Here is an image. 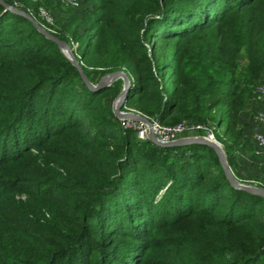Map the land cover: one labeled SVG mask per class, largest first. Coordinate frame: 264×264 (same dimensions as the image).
I'll return each instance as SVG.
<instances>
[{"label": "trees", "instance_id": "1", "mask_svg": "<svg viewBox=\"0 0 264 264\" xmlns=\"http://www.w3.org/2000/svg\"><path fill=\"white\" fill-rule=\"evenodd\" d=\"M4 1L40 24V3L62 4ZM81 2L55 36L77 43L89 80L122 70L123 107L223 126L232 168L250 96L237 59L264 79V0ZM119 89L91 91L0 3V264H264V197L234 188L209 146L161 147L118 126L107 99Z\"/></svg>", "mask_w": 264, "mask_h": 264}, {"label": "water", "instance_id": "2", "mask_svg": "<svg viewBox=\"0 0 264 264\" xmlns=\"http://www.w3.org/2000/svg\"><path fill=\"white\" fill-rule=\"evenodd\" d=\"M0 3L2 5H4L9 11H11L15 14L21 15V16L25 17L26 19H28L32 23V25L36 28V30L38 32H40L43 36H45L50 41L54 42L57 45V47L59 48V50L61 51V53L75 67V69L77 70L79 77L81 78L82 82L91 91H96V90L108 87L113 83V79L115 77L118 79L120 78L122 80V84H121L122 89L117 96V98H119L117 104L114 105V102H113V105H112V111H113L114 115L117 118L142 119V120L146 121L148 124H150V121L146 117H144L140 114L121 112V109L123 108V105L126 102L127 90L129 88V85H130V79L126 75L125 72L118 70V71H113L110 73L103 74L100 77L98 82L93 83V81L89 80L87 75L83 72L79 62L75 58L73 50L64 40H61L57 36L53 35L49 31H47L37 20H35V18L30 13H28L22 9H19L15 6H12V5L6 3L4 0H0ZM147 139L152 144H155V145L161 146V147H181V146H187V145H191V144H202V145L209 146L216 153V155L219 159L221 168H222L227 180L229 181V183L234 188L245 191V192L250 193V194L259 195L261 197H264V187L254 186L251 184L241 182L233 175V172L231 171V168L229 166V163L227 160V155H226V152L223 148V145L220 142H218L216 139L212 140V139H209L205 136L197 135V136L182 137V138L176 139L174 141H169V142H161L155 138V136L151 130H149V133L147 135ZM262 222L264 225V215L262 217Z\"/></svg>", "mask_w": 264, "mask_h": 264}, {"label": "built area", "instance_id": "3", "mask_svg": "<svg viewBox=\"0 0 264 264\" xmlns=\"http://www.w3.org/2000/svg\"><path fill=\"white\" fill-rule=\"evenodd\" d=\"M64 7L70 8H79L81 0H61ZM16 6V4L14 5ZM38 16L43 21L44 24H41L47 31L53 35L60 33V28L55 26V21L51 13L44 9L39 8ZM77 48V43H72V50L74 51ZM254 99L258 102H261L264 105V79L258 81L253 89ZM123 112V111H121ZM123 113H134L140 114L144 117L145 115L133 110L132 112H123ZM150 124L142 119H133V118H119L121 122V127L124 130H133L136 134V137L139 140H147V135L149 130L152 131L155 138L161 142L174 141L176 139L188 136H205L209 139L215 138L216 126L213 124H199L189 122L187 120H182L174 125H164L160 123L157 119L146 117ZM250 120L255 124L254 128L250 133L251 139L254 141L256 149L255 154L258 156L264 155V107L251 110L250 111ZM258 126V127H257Z\"/></svg>", "mask_w": 264, "mask_h": 264}, {"label": "rangeland", "instance_id": "4", "mask_svg": "<svg viewBox=\"0 0 264 264\" xmlns=\"http://www.w3.org/2000/svg\"><path fill=\"white\" fill-rule=\"evenodd\" d=\"M40 3V2H38ZM42 6H40L39 8H46L47 5H44L42 3H40ZM44 5V6H43ZM48 7V6H47ZM55 8V9H54ZM88 8V4H85L82 2L80 3V7L78 8V10L76 8H70V7H64L62 4L61 5H57V6H54L53 9L51 10V15L53 16V19L55 21V26L57 28H60L61 30H63V26L66 25L68 23V21L71 19V17H73L74 15L80 17L81 16V12L82 10L84 9H87ZM33 13V12H32ZM31 14V13H30ZM78 14V15H77ZM32 15V14H31ZM35 15V14H33ZM32 15V16H33ZM34 17V16H33ZM35 18V17H34ZM36 20V19H35ZM76 30H80L82 29V25H75L74 27ZM248 65H249V59L248 57L244 54V53H240L239 56H238V59H237V69H236V75L240 78L243 79L244 82H247L248 81V87H249V90H250V96H249V103L246 107V109L249 110H257V109H260L262 107H264V105L261 103V102H257L255 103V97H254V94H253V89H254V84L255 83H251L249 80H251V73H252V70L248 68ZM114 71H118V70H114ZM119 71H122V70H119ZM113 72V71H112ZM124 72V71H123ZM260 74H258L257 76L259 75H262L264 76V68H262L260 71ZM110 73V72H108ZM106 74V73H105ZM102 75L100 74H94L92 73L91 74V77L93 78V83H96L99 81L100 77ZM257 83V82H256ZM122 80L119 78H116L113 83L108 86V87H113V86H119L120 89L117 93H114L113 95L109 96L108 99H107V103L112 111V105H113V102L115 101V99L117 98L119 92L121 91L122 89ZM250 105V106H249ZM260 106L259 108L256 106ZM133 110L139 112L138 110H136L134 107H131V106H128V105H125L121 111L123 112H132ZM113 112V111H112ZM114 115V113H113ZM114 119L113 121L115 123H117L118 126H121V122L119 120V118H117L115 115H114ZM246 127L249 128V131L251 132L253 129H256L254 128L255 124L252 122V121H248L247 123H245ZM258 127V126H257ZM223 132V126H216V131H215V136L216 138H219V136L222 134ZM217 140V139H216ZM218 141V140H217ZM220 142V141H218ZM221 143V142H220ZM224 148V147H223ZM225 150V148H224ZM231 168V167H230ZM231 171H232V168H231ZM233 172V171H232ZM233 175L235 176V174L233 173ZM236 177V176H235ZM237 178V177H236ZM238 179V178H237ZM239 180V179H238ZM241 182H244V183H247V184H251V185H254V186H258V183L257 182H253V180H250V181H245V180H239Z\"/></svg>", "mask_w": 264, "mask_h": 264}, {"label": "crops", "instance_id": "5", "mask_svg": "<svg viewBox=\"0 0 264 264\" xmlns=\"http://www.w3.org/2000/svg\"><path fill=\"white\" fill-rule=\"evenodd\" d=\"M257 102L255 100V103ZM247 112L248 109H244L239 118L238 130L242 133V137L233 150L232 171L239 180H253V182L259 183L264 178V155L257 156L255 154V143L250 137L249 128L245 125L251 121Z\"/></svg>", "mask_w": 264, "mask_h": 264}, {"label": "bare ground", "instance_id": "6", "mask_svg": "<svg viewBox=\"0 0 264 264\" xmlns=\"http://www.w3.org/2000/svg\"><path fill=\"white\" fill-rule=\"evenodd\" d=\"M115 79H116V77L113 79V81H114ZM118 100H119V98L115 99V101H114V105L117 104Z\"/></svg>", "mask_w": 264, "mask_h": 264}]
</instances>
